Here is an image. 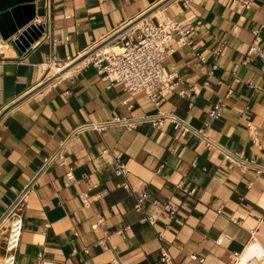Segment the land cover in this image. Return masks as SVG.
Masks as SVG:
<instances>
[{
	"label": "crops",
	"instance_id": "obj_1",
	"mask_svg": "<svg viewBox=\"0 0 264 264\" xmlns=\"http://www.w3.org/2000/svg\"><path fill=\"white\" fill-rule=\"evenodd\" d=\"M244 1L47 0V14L45 1L34 0L33 23L49 17V37L41 33L20 52L10 43L0 57V264L4 215L26 188L16 264H228L251 237L264 248V173L233 165L197 132L264 167V58L244 63L256 28L264 53V0ZM163 17L183 27L201 22L190 34L194 48L173 43L162 62L165 71L175 67L189 98L171 93L156 107L79 61L118 32ZM51 55L62 64L75 59L60 80L39 66ZM218 101L223 110L211 119ZM159 110L192 130L153 126L148 119ZM76 129L65 164L57 159L41 172L44 157ZM142 192L148 197L137 211Z\"/></svg>",
	"mask_w": 264,
	"mask_h": 264
},
{
	"label": "built area",
	"instance_id": "obj_2",
	"mask_svg": "<svg viewBox=\"0 0 264 264\" xmlns=\"http://www.w3.org/2000/svg\"><path fill=\"white\" fill-rule=\"evenodd\" d=\"M47 8V14L50 10L47 6V0H44ZM252 0H245L244 5L248 6ZM186 4V3H185ZM35 25H42V35L49 37V17L47 21L35 20ZM201 27V22L196 24H188L183 27L181 23L171 17H163L157 22L142 21L141 25L136 28H129V30L122 32L113 38L109 43L103 45L98 50L87 57L89 62L96 69L97 73L101 75L102 80L113 83H120L123 85L125 91L131 96L138 93H145L150 101L156 106L160 107L162 101L171 93H178L182 97H190L188 90L181 87V80L175 69L171 67L170 71H165L162 62L173 50L168 47L173 43L178 47L186 45L194 48V44L190 39V34ZM264 27V24L262 25ZM253 41L249 46L244 63L251 55H259L264 58V53L261 48L262 38L259 29L252 31ZM68 37H66V40ZM52 44L59 43V39L51 37ZM10 45L9 40L0 41V57L4 55V49ZM220 52V48L214 51L215 55ZM203 60V58L201 57ZM75 59L66 57L64 64L56 59L53 55L46 58L45 61L39 64L40 68L45 72H51L54 80L64 77V68L67 63L74 62ZM239 81V79H235ZM232 90L228 91L231 94ZM128 98L121 100L122 104H127ZM223 110L222 101L214 103L209 112L211 119H216L221 115ZM151 124L157 128L162 127L166 121L173 122L176 127L182 126L183 133L192 129L172 113L158 111L156 115L148 119ZM121 119L116 118L114 122H120ZM137 121L133 119H124V124L128 127H134ZM102 126H98L101 129ZM80 129V128H79ZM78 129L72 131L70 135L62 139L56 150L50 155L44 157L41 172H44L54 161L60 160V164H65V153L68 150L70 137L76 134ZM203 138L207 148H217L221 151L223 157L239 167L242 170L254 169L257 174L264 173V167L257 165L253 160L245 158L243 155L224 149L217 145L215 141L207 137L202 130L197 131ZM116 172L119 175L126 174L123 164H118ZM66 180H74L72 170L67 171ZM127 191H133L127 182L123 183ZM28 189L15 197L4 217L7 221L6 238L4 243V256L2 264H16L17 252L19 249L21 235L24 226V211L26 204V194ZM148 194L142 192L137 197L135 209L142 211L143 203L147 199ZM80 200L83 205H88L86 195L81 194ZM166 209L171 211L169 204L165 205ZM151 221V218H150ZM222 237L217 239V243L222 242ZM193 260L202 262L203 259H198L196 255L190 257ZM164 262L171 263L172 259L166 250L162 252ZM264 261V248L259 241L250 238L239 251H233V259L228 264H260Z\"/></svg>",
	"mask_w": 264,
	"mask_h": 264
},
{
	"label": "water",
	"instance_id": "obj_3",
	"mask_svg": "<svg viewBox=\"0 0 264 264\" xmlns=\"http://www.w3.org/2000/svg\"><path fill=\"white\" fill-rule=\"evenodd\" d=\"M33 2L34 0H0V37L4 41L9 40L19 52L29 47V44L33 43L43 31L42 25L36 26L33 23L35 17ZM125 30L88 51L79 61L90 56Z\"/></svg>",
	"mask_w": 264,
	"mask_h": 264
},
{
	"label": "bare ground",
	"instance_id": "obj_4",
	"mask_svg": "<svg viewBox=\"0 0 264 264\" xmlns=\"http://www.w3.org/2000/svg\"><path fill=\"white\" fill-rule=\"evenodd\" d=\"M136 25V24H135Z\"/></svg>",
	"mask_w": 264,
	"mask_h": 264
}]
</instances>
